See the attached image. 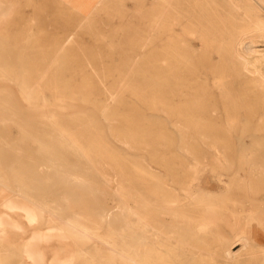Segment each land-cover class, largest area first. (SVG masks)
Returning <instances> with one entry per match:
<instances>
[{
	"label": "rangeland",
	"instance_id": "rangeland-1",
	"mask_svg": "<svg viewBox=\"0 0 264 264\" xmlns=\"http://www.w3.org/2000/svg\"><path fill=\"white\" fill-rule=\"evenodd\" d=\"M65 1L0 0V18H2L0 20V197L2 208L10 211L13 215V217H8V213H1L0 225L2 226L0 228L8 220H12L11 225L15 229L19 228L16 230L18 236H29L26 243L23 244L24 247L29 240H31L30 246L33 247L31 248L29 244L25 249L22 247L23 245L19 246L18 257L11 262L5 259L2 254L0 264H9V262L10 264H50V262L53 264L55 261L56 264H65V261L62 262L65 258H70V260L65 259L70 264L76 262L86 264L87 260H89L88 264L94 262V264H126L122 257L116 253L98 251L94 240L85 239L82 241L84 238L81 240L76 238L77 235L64 229V222L71 217L83 216L88 219L86 224H96L95 232L97 231L96 235L99 238L103 240L105 238L111 244L115 239L113 245L119 248L121 245L123 246L124 240L128 241L133 235L136 236V233L140 235L139 210L141 208H138L145 186H148L145 196L150 202L151 210H158V218L175 224L177 231L178 227L186 226L185 213H181V207L189 206L188 201L186 202L184 199L187 191L190 192L192 188L202 186L201 191H204V200L207 202L204 201L202 205L196 207L197 209L202 208V210L208 209L214 216L213 221L217 225L212 229L214 235L217 231H222L234 240L236 236H238L236 238H241L242 235L246 236L241 233L249 231V241L245 242L247 246L244 245L245 243L235 246L234 252L239 254V260L241 258L237 264H264V109L254 110L249 104L241 105L235 113H231L227 118L231 119V122L237 119L245 120L247 125H243V122L237 126L224 124L225 127L219 125L218 128L207 130L206 134H209L208 136L219 145V150L225 157L224 159L217 158L212 150L207 149L198 140L197 137H200L201 132H193L197 142L192 143L190 141L192 131L179 129L176 125L178 121L186 123V119L201 120L209 119L211 116L195 113L194 116L189 117L185 115V111L172 108V102L168 100L173 87L171 85L170 89L168 83L171 81L169 80L171 74L164 77L167 81L166 94L169 95L167 100L161 102L157 98L155 92L157 57H160V62L163 59L167 60L166 62L169 64L174 62L170 57L173 50L168 46L171 44L170 35L173 28L170 12L164 20L165 30L163 33H159L157 30L153 17L154 7L159 9L163 3L155 4L153 0H70L78 9L72 10L71 6L69 7V0ZM168 4H166L167 8H171V3ZM5 13L7 15L4 16ZM181 16L180 18L185 19L183 14ZM156 38L162 40L159 46L156 45ZM187 38L191 39V36H187ZM163 56L167 58L165 59ZM180 65V69L186 71L184 65L182 63ZM42 102L46 103V107ZM100 102L107 104L102 103L103 106L106 105L102 107ZM131 107L135 109L133 112ZM218 108L219 114L223 115V112L226 111L224 104L218 105ZM134 116H137L135 117L136 121ZM171 117L173 118L171 119ZM128 118L132 121V127L130 121L125 120ZM123 120L128 123L129 127L123 123ZM137 121L139 122L137 123ZM114 122L125 126H119L120 124L114 126ZM43 123H48V126ZM110 126H114L113 128L118 130L117 133L121 135L120 143L117 142L116 137L113 138ZM133 127L139 132L134 131ZM181 128L183 127L181 126ZM61 132H65L63 135L66 136H68L66 133H69L68 137L73 139L72 143L76 144L77 148L84 149L81 152L87 159H90V162L97 165V170H90L87 162L79 154L76 155L68 148L61 146L57 139L58 133L62 134ZM131 138L139 140L138 144L134 145L136 149H139L140 145L145 149L135 150L133 146L126 145V140ZM114 139L116 140L114 141ZM152 146H155V150H152L154 148ZM190 148H194L195 152H192ZM40 150L42 152L49 151L42 154ZM95 150L99 154H96L98 152ZM60 151H64V153L62 154ZM49 152L50 154H48ZM49 156H53L50 158L54 159L53 161L58 165L62 163L61 166L65 165V168L68 166L70 172L67 171V168L65 170L70 174L64 177V180H70L71 184H67L68 182L66 183L62 179L60 181L58 176L59 183L56 173L55 175L52 174L53 172H45L47 170L45 160ZM202 156L207 157L203 164H201V159H198ZM43 159H45L44 162ZM33 162L36 167V162L37 164L43 163L38 165L39 171ZM33 166L37 172L36 170L32 171L35 169ZM40 166H42V171ZM194 166L197 169H194ZM117 170L118 174L115 172ZM77 175L87 184L90 183L91 187L78 186L74 182ZM119 175H123L124 178ZM112 176L117 178V182H113L114 184L111 181ZM160 178L166 181V188L159 187L158 179ZM18 184L23 187V190L25 189V203L17 202L12 194ZM4 185L8 188L4 189ZM118 187L119 192L124 193L120 194L119 200L115 198ZM126 191L131 195L125 194ZM28 194L29 196H26ZM171 194L175 195L174 199L171 198ZM67 198H70L69 202H66ZM209 198H213V200ZM28 199H33L31 201L34 203L45 202L47 199L57 201L58 203L52 205L51 208H57L59 215L55 219L46 217L43 221L40 220V223L39 219L35 220L34 218L33 202ZM173 206L175 210L177 209L176 212L172 211ZM24 207L27 208L25 211ZM166 207L175 213L165 214L169 211L165 210ZM189 207L194 209L193 206ZM21 208H24L22 212H20ZM262 208L263 210H261ZM31 209L33 212L30 211ZM126 209L133 210L136 215L130 217ZM107 212L115 215V217L111 216L115 221L99 219L100 215ZM119 215L121 218L116 217ZM230 222L238 223L236 228L238 231H232V227L228 225ZM127 223L131 225L130 228ZM3 230L0 234L2 240L4 238ZM41 232L45 235H42ZM63 232L64 235H62ZM122 232L129 235V238ZM253 232L260 236L253 237L251 235ZM111 233L114 234L111 235ZM36 234L42 238L44 236L53 239V242L47 239L49 242L51 241L52 245L45 238H43L44 241L43 239L39 240L41 237ZM102 235L106 237H102ZM68 236H70V240H68ZM63 237L67 242L63 241ZM112 237L113 239H111ZM214 239L215 236H209L206 240L209 244H213ZM32 241L37 243L31 244ZM45 241H47V247L44 246ZM28 248H31L32 251ZM58 249L61 250L60 253H58ZM56 251H58V255ZM34 253L37 254L35 263L31 261L34 260ZM80 253L89 256V258L83 257L84 255ZM73 256L76 259L71 261ZM170 256L171 260L177 259L180 263L186 260L185 252L182 251H171ZM78 257H81L80 260L77 259ZM104 257H107L108 260ZM52 258H54V262ZM84 258L87 260L85 261ZM82 259L84 262H81ZM68 262L66 264H69Z\"/></svg>",
	"mask_w": 264,
	"mask_h": 264
},
{
	"label": "bare ground",
	"instance_id": "bare-ground-1",
	"mask_svg": "<svg viewBox=\"0 0 264 264\" xmlns=\"http://www.w3.org/2000/svg\"><path fill=\"white\" fill-rule=\"evenodd\" d=\"M153 1H154L155 4L156 3L159 4V2L163 3V5L159 9H155V7H154V16L153 17L155 18L154 19L155 20L154 21L155 22V26H156L157 30L159 31V33H163V31L165 30L164 20H165L166 16L169 15V12H170V15H171V17L173 19V25H172L173 28H172V32H171V35H170L171 44H168V46H170L172 48V50H173V51H171V52H173V54L171 53L172 56L170 55V57L173 59L174 62L171 61L172 63L169 64V63L166 62L167 60H164V59L161 60V62H160V57L159 56L157 57L158 62L156 63L157 69H156V72H155V75L157 76V80H156V82H157L156 85L157 86H156V90H155V92L157 93V98H159V100L161 102H163L164 100H167V97L169 95L166 94L167 90L165 89V85L167 84V81L164 79V77H166V75H168V74H171V79H169L171 81H168V83L170 84V89H171V85H173V87H172V90H171L172 93L169 96L168 100H171L170 102H172V108L176 109L178 111L179 110L180 111L181 110L185 111L186 112L185 115H187L189 117L194 116L195 113H197L199 115L211 116V117H209V119H201V120L186 119V123H179V121L177 120L178 123L176 122V125L179 127V129H188V130L192 131V135L190 137V141L192 143L197 142L196 141V137H195L196 135L194 136L193 132H199V133L201 132L200 137H197L198 140L200 142H202V144L204 146H206L207 149L212 150L214 152V155L217 156V158H219V159L223 158L224 159L225 157L223 156L222 152H220V150H219V147H218L219 145H217L211 139V137L208 136L209 134H206L207 130H210V128H215V127L218 128L219 125H221V127H222L224 124L227 125V126L228 125L229 126H234V124H235L237 126V125H239L240 123L243 122L242 123L243 125H247L245 120L237 119V120H233L231 122V119L227 118L228 115H231V113H235L237 108L241 107V105L249 104L254 110H262V109H264V0H153ZM68 3H70L69 7L71 6L70 8L72 10L76 9L77 6L75 7L72 4L73 1L69 0ZM168 3H171V8H167L166 4H168ZM75 5H77V4H75ZM170 9H171V11H170ZM76 10H78V9H76ZM182 14L185 17V19L180 18V16ZM3 15L5 16L7 14L5 13ZM1 19L2 18H0V20ZM3 21H5V20H3ZM187 36H191V39L187 38ZM161 41L159 40V38H156V42H157L156 45L159 46L162 43ZM163 57L165 59L167 58L165 56H163ZM181 63L184 65V69L186 71H184V70L182 71L180 69V67H181L180 64ZM28 88H30V87H28ZM28 88H27V90H28ZM109 92H110V90H109ZM22 93H24V92L22 91ZM102 98H104V97H102ZM96 99L98 100V98H96ZM116 100H117V98H116ZM45 102H47V101L45 100ZM106 102H107V100H106ZM106 102H102V103H106ZM111 102H112V100H111ZM123 102H124V100H123ZM126 102H128V101H126ZM97 103H98V101H97ZM97 103H96V105H98ZM102 103H101V106L105 107L106 105L103 106ZM122 104H125V103H122ZM221 104H224V109L226 110V111L223 112V115L222 114L220 115L219 112H218L219 108H220V107L218 108V105H221ZM45 107H46V103H45ZM108 107H111V106L108 105ZM184 107H187V108H184ZM131 108L133 109L132 110V112H133L135 109L133 107H131ZM139 111H135V112H139ZM251 114H253V113H251ZM108 115H109V113H108ZM138 115H139V113H138ZM224 116L226 118H223ZM127 117H128V115H127ZM129 117L132 119L131 116H129ZM135 117H137V116H134V120L136 119ZM50 118L47 117V119H49V120H50ZM172 118L173 117H171V119ZM123 119H124V116H123ZM179 119L181 120L180 117H179ZM125 120H127V122L130 121L129 123H130V126H131V122L132 121L129 120V118L125 119ZM125 120H123V123L125 125H127L128 123H125L124 122ZM112 121H113V119H112ZM116 121H117V119H116ZM50 122H49V124H50ZM110 122H111V119H110ZM138 122L139 121H137V123ZM47 124H46V126H48ZM111 124H113V123H111ZM119 124H115V122H114V126L119 125ZM124 124H122L123 127L125 126ZM53 125H54V123H53ZM122 125L120 124L119 126H122ZM50 126H51V124H50ZM114 126H110L109 129L113 132V136H114L113 138L116 137L117 138V142H119L121 135L119 133H117L118 130L116 131L115 128H113ZM133 126H135V125L133 124ZM181 126L183 128H181ZM223 127H225V126H223ZM116 129H118V128H116ZM133 129H134V127H133ZM135 129H134V131H138V129L137 130H135ZM57 131H55L56 134H57ZM112 132L110 133L111 136H112ZM138 132L137 133L135 132V133L138 134ZM178 132H180V131H178ZM64 133L65 132H63L62 134L58 133V138L57 139L59 140L61 146L65 147V148H68L72 153H75L76 155L79 154L87 162L86 164L88 165L90 170L91 169H93V170L96 169L97 170V168H98L97 165L92 163V162H90V159H87L84 156V154L81 152V151H84V149L81 150V149L77 148L76 144L74 145V143H72L73 139L68 137L69 133H66V134H68V136L63 135ZM196 134L198 135V133H196ZM125 135H127V134L125 133ZM129 135H131V134H129ZM53 137H54V135H53ZM144 138H143V140H144ZM185 138H187V137H185ZM138 139H139V136H138ZM138 139L131 138V139L126 140V142L125 141L124 142L128 146H133L134 147V145L138 144V141L140 140V139L139 140ZM54 140H56V139H54ZM115 140L116 139H114V141ZM153 140H155V139H153ZM148 141H149V137H148ZM150 142H152V141H150ZM142 146H145V145H142ZM147 146H149V145H147ZM160 146H162V145H160ZM152 147H154V148H152V150L153 149L155 150V146H152ZM140 148H142L141 145L139 146V149ZM95 149H96V147H95ZM139 149L135 148V150H139ZM193 149H191L192 152H195ZM97 150H95V151H97ZM45 151L42 152V150H40V153L46 154L49 150L46 151V152ZM192 152H190V153H192ZM52 153L55 154V152H52ZM60 153L63 154L64 151H60ZM48 154H50V152ZM96 154H99V152L96 153ZM57 155H61V154H57ZM87 155H90V154H87ZM39 157H40V155H39ZM50 157L52 158L53 156L46 157V160L43 159V162L45 160V165H46V169H47L45 172H47V173L48 172H50V173L53 172L52 174L56 173L57 175L56 174L55 175H56L57 180H58V176H59L60 177V181L62 179V181L66 182V183L68 182L67 184H71L72 182H69L70 180H68V181L64 180V177H66V176H68L70 174V173L67 172V171H69L68 170L69 168H67L68 166H66V168H67V171H66L65 170L66 168L64 167L65 165L61 166L62 163L58 165V163L53 161L54 159L52 160ZM103 158H105V157H103ZM126 159H128V158H126ZM198 159H201V161H202L201 164H203V162L207 159V157L206 156H204V157L202 156V157H198ZM39 161H37V162H39ZM113 161H115V160H113ZM37 162H36V165L39 168L38 165L41 162L38 163V164H37ZM199 162H200V160H199ZM115 163H117V162H115ZM33 164H34V162H33ZM42 164L43 163H41V165ZM138 164L140 165V163H138ZM220 164H221V162H220ZM31 166H32V164H31ZM34 166H35V164H34ZM41 167L42 166H40V170H41ZM36 168L32 169L30 167V169H32V171L34 170V172H35ZM38 168H37V170H38ZM193 168L197 169V167H195V166ZM37 170H36V172H37ZM118 170H120V168ZM118 170L115 171L117 174H118ZM34 172H32V173H34ZM72 173H73V171H72ZM121 173L123 174V172H121ZM121 173H119V174H121ZM138 173H139V171H138ZM111 174H112V171H111ZM136 175L139 176L138 174H136ZM119 176L123 177V175H119ZM122 177H119V178H122ZM152 177H154V175H152ZM157 177H158V175H157ZM116 179L117 178L112 176V179H111L112 183L113 182H117ZM158 180H159L158 184H160L159 187L160 186H161V188H166L167 187L166 186V181L163 178H160ZM57 182H59V180ZM74 182L80 187H87V186L91 187V186H89L90 183L87 184L86 181L81 179L78 175L76 176V179L74 180ZM61 183H63V182H61ZM118 183H119V181H118ZM121 184H122V182H121ZM7 188L8 187H6L4 185V189H7ZM147 188H148V186L147 187L145 186L144 194H142L140 207L138 206L139 207L138 209L141 208L139 210L140 211V224H139L140 225V235L136 233V236H134L133 235L135 233L134 232L132 234L133 237L129 238V235H126V234H124L122 232L124 235L128 236L129 240L128 241L124 240L123 246L121 245V247H119V248H116V246L113 245L115 239L113 240V244H111L109 241H107V239L105 240V238H104V240H103L102 238H99V236L96 235L97 231L95 232L96 224H94V223H92V225L86 224V222H88V219L83 217V216H81V217L80 216H75V217H71L70 219H68L66 222H64V227H65L64 229H67L69 232L73 233L74 235L80 236V237L76 236V238H79L80 240H81V238H84V240L82 239V241H85V239L86 240H94L98 251L103 252V253L107 252V251L116 253V254H118L119 256L122 257L123 261H125L126 264H237V263L240 262L241 258L239 260L240 256H239V254L234 252V249H235V246L237 244L245 243V242L249 241V237H248L249 231H245L244 233H241V234H244L246 236L242 235L241 238L240 237L236 238V237H238V236H236L234 240L230 239L226 235V233L222 232V231H217L216 235H214V232H213L212 229H213V227L217 226L214 223V221H213L214 220V216L208 211V209L205 208L206 210H202V208L201 209L200 208L197 209V207H196L197 205H200V204L202 205V203L205 201L204 200V196H205L204 191L203 192L201 191L202 188H203L202 186H197L194 189L192 188L190 192L187 191V193H186V197L184 199H185L186 202L188 201L187 203L189 204V206H193L194 209H192L189 206H187V208L184 207V206L181 207V213H185L184 217H186V219H185L186 220L185 221L186 222V224H185L186 226H184V228L178 227V229L180 231L176 230L177 227H176L175 224L168 223L164 219H159L158 218L159 217L158 216V214H159L158 210H153V211L151 210L150 202L147 199V197L145 196L147 194L146 193L147 192L146 191ZM84 189H86V188H84ZM24 190H23V187H21L18 184V185H16V188L12 191V194L15 197V200L17 202L18 201L19 202H24V203L26 202V197H25L26 193H25ZM92 193H94V192H92ZM95 193H97V192H95ZM171 193H173V192L171 191ZM208 193H210V192H208ZM120 194H124V193L123 192L120 193L119 192V187H118V190L115 192V198L119 200V198H121ZM125 194H130V193H127V191H126ZM174 194H175V192H174ZM70 195H72V194H70ZM167 195H170V194L167 193ZM26 196H29V194L26 195ZM124 196H126V195H124ZM174 196L172 195L171 198L174 199ZM168 197H170V196H168ZM128 198H129V196H128ZM171 198H168V199L172 200ZM209 199L213 200V198H209ZM28 200L31 201L33 199H28ZM69 200H70V198H67L66 202H69ZM40 201H42V200H40ZM31 202H33V201H31ZM122 202H124V201H122ZM176 202H177V199H176ZM205 202H207V201H205ZM208 202H209V200H208ZM57 203H58L57 201L55 202V201H51V200H48V199L45 202L44 201L40 202V203H36V202L34 203L33 202L32 204H34L33 207H34V212H35L34 213L35 214L34 215L35 220L39 219V222H40V220L43 221V219H45L46 217L53 218V219L57 218V216L59 215L58 214L59 213L58 209L54 208V207L51 208L52 205L57 204ZM171 203H173V202H171ZM124 204H126V203H124ZM48 205H50V206H48ZM169 205H171V204L169 203ZM172 205H174V203ZM177 205H178V203H177ZM205 205H207V204H205ZM175 206H176V204H175ZM249 206L251 207V204ZM198 207H200V206H198ZM24 208H21L20 209L21 211L20 210L19 211L22 212L23 211L22 209H24ZM26 209L27 208H25L24 211ZM166 209H167V207L165 208V210ZM177 209H178V207H177ZM177 209L175 210V207H174V209L172 211L175 210V212H176ZM28 210H29V208H28ZM123 210H124V208H123ZM167 210H169V209H167ZM261 210H263V208ZM30 211L33 212L32 209ZM121 211H122V209H121ZM126 211H128V213L130 214L129 215L130 217H131V215H136V213L133 210L126 209ZM175 212H171L169 210L165 214H174ZM242 213H243V211H242ZM28 214H27V216H29ZM32 214H31V216H33ZM249 214H251V213H249ZM113 215L114 214H112V213L109 214L108 212L107 213H103V215H100L102 217L99 216V219L101 218L104 221H109V220L115 221L114 219L111 218V216H113ZM137 216H138V213H137ZM114 217H115V215H114ZM116 217H120V215L116 216ZM248 217H250V216H248ZM26 218H28V217H26ZM125 218H126V216H125ZM137 218H139V217H137ZM242 218H244V217H242ZM117 221H119V220L117 219ZM92 222H94V221L92 220ZM122 222H124V221H122ZM129 223H127V226L130 228L131 225ZM51 225H52V223H51ZM180 225L182 226L183 224H180ZM228 225L231 226L232 229H233L232 231L235 232V230H236V228L238 226V223L236 222V223L233 224L232 222H230ZM0 226H2V225H0ZM135 227H137V226H135ZM17 228H18V226H17ZM18 229H16V230H18ZM122 230H123V228H122ZM236 231H238V230H236ZM39 232H38V234H39ZM1 233H2V231H1ZM71 233H69V234H71ZM130 233H131V231H130ZM255 233L256 232H253V233H251V235L253 237H255V236L259 237L260 236L259 234H257V233L255 234ZM41 234H42V232H41ZM113 234L114 233H111V235H113ZM62 235H64V232H63ZM98 235H100V234H98ZM120 235H121V233H120ZM37 236H40V235H37ZM104 236L102 235V237H104ZM209 236H215L213 244L212 243L209 244L207 242L206 239ZM48 237H49V235H48ZM69 237L70 236H68V238ZM74 237H73V239H74ZM36 238H38V237H36ZM36 238H35V240L37 241ZM43 238H45L47 240L50 237L47 238V237L43 236ZM43 238L41 237V239H39V240H42ZM115 238L116 239H121V237H119V238L115 237ZM45 239H43V241ZM56 239H57V237H56ZM111 239H113V237ZM49 240H52V242H53V239H49ZM68 240H70V238ZM30 241L31 240H29L27 244H29ZM47 241H45V244H44V242H42V244H44V246L46 245V247H47V244H46ZM63 241L67 242L66 240H64V237H63ZM33 242L37 243L35 241H32L31 244H33ZM48 243H51V241L50 242L48 241ZM58 243H60V242H58ZM27 244H26V246H27ZM51 245H52V243H51ZM64 245H65V243H64ZM244 245H246V243ZM29 246H30V244H29ZM22 247L25 249L24 245ZM35 247H36V245H35ZM35 247H34V249H35ZM49 247H50V244H49ZM31 248H33V247H31ZM31 248H28V249L31 250ZM56 249H54V250H56ZM72 250H75V249H72ZM37 251H39V250H37ZM58 251H59V249H58ZM58 251H56V254H57ZM60 251L58 253H60ZM171 251H182V252H185L186 260H183L182 263H180V261H178L177 259L176 260H171L170 259ZM41 252H42V250H41ZM25 253H27V252H25ZM30 254L32 256V253H30ZM80 254L84 255L82 253H80ZM26 255H28V254H26ZM36 255L37 254L33 255L34 256V260H31L32 257L29 255L31 257L30 260L33 261V263H35L34 262L35 258H37ZM44 255H45V253H44ZM75 256H76V254H75ZM75 256H73V259L71 261H73L74 258L76 259ZM83 257H85V258L88 257L89 258V256H87V255L86 256L84 255ZM54 258H55V256H54ZM54 258H52V261H53ZM80 258L78 257L77 259L80 260ZM104 258H107V257H104ZM27 259H29V258H27ZM42 259H44V258H41V260ZM65 259L62 262L65 261V264H66L68 262V261L66 262V260H68V259L70 260V258H68L66 260ZM44 260L46 261V259H44ZM59 260H57V261H59ZM86 260L87 259H85V261ZM107 260H108V258H107ZM75 261H77V260H75ZM87 261H89V260H87ZM87 261H86V264H88ZM94 261H96V259H94ZM117 261H119V260H117ZM81 262H84L83 259H82ZM59 263H60V261H59ZM94 263H92V264H94ZM50 264H51V262H50ZM74 264H78V263L76 262Z\"/></svg>",
	"mask_w": 264,
	"mask_h": 264
},
{
	"label": "crops",
	"instance_id": "crops-1",
	"mask_svg": "<svg viewBox=\"0 0 264 264\" xmlns=\"http://www.w3.org/2000/svg\"><path fill=\"white\" fill-rule=\"evenodd\" d=\"M1 213H8V217H13L10 211L2 208L1 197H0V214ZM11 223L12 220H8L7 223L3 225L2 227L4 229L3 240L0 237V259H1V255L3 254L4 258L10 262L16 260V258L18 257L17 255H18L19 246L23 245L26 242L27 238L29 237L28 235L18 236L15 227L11 225ZM2 228H0V234Z\"/></svg>",
	"mask_w": 264,
	"mask_h": 264
}]
</instances>
